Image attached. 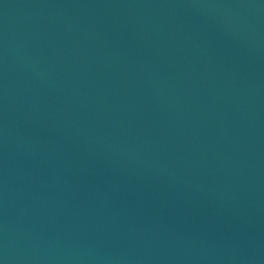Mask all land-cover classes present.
Instances as JSON below:
<instances>
[{
	"label": "water",
	"instance_id": "water-1",
	"mask_svg": "<svg viewBox=\"0 0 264 264\" xmlns=\"http://www.w3.org/2000/svg\"><path fill=\"white\" fill-rule=\"evenodd\" d=\"M0 264H264V0H0Z\"/></svg>",
	"mask_w": 264,
	"mask_h": 264
}]
</instances>
